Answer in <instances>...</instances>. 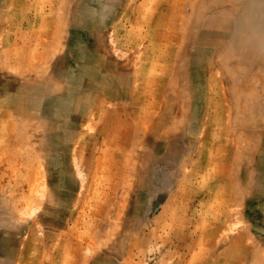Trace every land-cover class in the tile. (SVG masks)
Here are the masks:
<instances>
[{"label": "rangeland", "instance_id": "obj_1", "mask_svg": "<svg viewBox=\"0 0 264 264\" xmlns=\"http://www.w3.org/2000/svg\"><path fill=\"white\" fill-rule=\"evenodd\" d=\"M0 264H264V0H0Z\"/></svg>", "mask_w": 264, "mask_h": 264}]
</instances>
